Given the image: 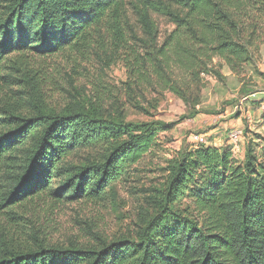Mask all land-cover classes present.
I'll use <instances>...</instances> for the list:
<instances>
[{"label": "trees", "instance_id": "trees-1", "mask_svg": "<svg viewBox=\"0 0 264 264\" xmlns=\"http://www.w3.org/2000/svg\"><path fill=\"white\" fill-rule=\"evenodd\" d=\"M154 16L172 26L162 39ZM263 36L264 0H1L0 82L12 78L3 75L10 55L95 45L123 63L126 80L108 105L101 95L70 97L56 110L36 98L25 112L1 113L0 216L37 199H104L169 129L129 122L125 107L151 117L168 93L195 117L205 79H222V65L238 76ZM167 171L162 189L144 191L133 236L22 246L0 227V264H264V138L247 144L242 162L199 145Z\"/></svg>", "mask_w": 264, "mask_h": 264}, {"label": "rangeland", "instance_id": "rangeland-1", "mask_svg": "<svg viewBox=\"0 0 264 264\" xmlns=\"http://www.w3.org/2000/svg\"><path fill=\"white\" fill-rule=\"evenodd\" d=\"M154 19L162 39L172 26L161 17ZM261 39L259 54L238 76L222 65V79H205L200 113L195 117L189 116L184 104L168 93L151 117L125 107L129 122L159 123L169 129L158 132L156 146L131 168L128 176L112 186L104 199L72 203L28 201L13 208L11 216H0L3 232L22 246L34 245L36 240L50 246H87L94 242V235L109 240L131 237L140 210L147 208L145 197L150 193L144 191L163 188L168 167L176 155L198 147L192 141L194 136L206 137L205 146L229 149L233 158L242 162L247 144L264 138V36ZM5 65L3 75L12 78L0 82V117L13 108L25 112L27 101L36 98L40 101L36 104L56 110L65 106L70 97L87 99L101 95L108 105L126 80L123 63L112 59L108 49L96 45L88 51L67 49L44 58L24 59L13 54L7 57ZM233 133H239L236 145L230 140ZM82 156L72 154L68 160L79 164ZM53 188H58L56 182Z\"/></svg>", "mask_w": 264, "mask_h": 264}, {"label": "built area", "instance_id": "built-area-1", "mask_svg": "<svg viewBox=\"0 0 264 264\" xmlns=\"http://www.w3.org/2000/svg\"><path fill=\"white\" fill-rule=\"evenodd\" d=\"M230 140L232 143H234V145L237 144L238 140H239V133H233L230 136ZM192 141L195 145H206L207 144V139L206 137H204L203 135H196L192 138Z\"/></svg>", "mask_w": 264, "mask_h": 264}]
</instances>
